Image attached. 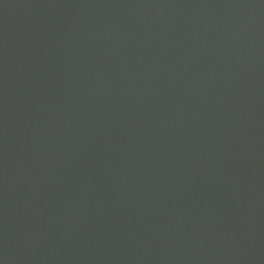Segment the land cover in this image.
I'll return each instance as SVG.
<instances>
[{
    "label": "water",
    "instance_id": "95a60500",
    "mask_svg": "<svg viewBox=\"0 0 264 264\" xmlns=\"http://www.w3.org/2000/svg\"><path fill=\"white\" fill-rule=\"evenodd\" d=\"M0 264H264V0H0Z\"/></svg>",
    "mask_w": 264,
    "mask_h": 264
}]
</instances>
